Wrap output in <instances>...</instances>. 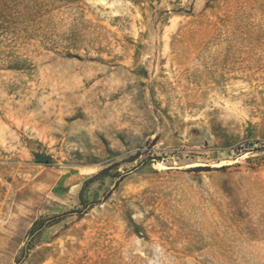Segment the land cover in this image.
<instances>
[{"label":"rangeland","instance_id":"obj_1","mask_svg":"<svg viewBox=\"0 0 264 264\" xmlns=\"http://www.w3.org/2000/svg\"><path fill=\"white\" fill-rule=\"evenodd\" d=\"M0 264H264V0H0Z\"/></svg>","mask_w":264,"mask_h":264},{"label":"trees","instance_id":"obj_2","mask_svg":"<svg viewBox=\"0 0 264 264\" xmlns=\"http://www.w3.org/2000/svg\"><path fill=\"white\" fill-rule=\"evenodd\" d=\"M36 157H37V159H38V162H40V163H48L47 160L41 158V156L37 155Z\"/></svg>","mask_w":264,"mask_h":264}]
</instances>
